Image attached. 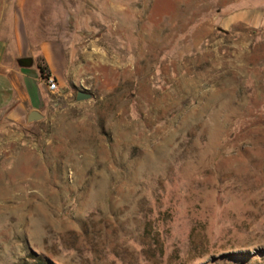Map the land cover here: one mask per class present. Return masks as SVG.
Segmentation results:
<instances>
[{
    "label": "rangeland",
    "instance_id": "1",
    "mask_svg": "<svg viewBox=\"0 0 264 264\" xmlns=\"http://www.w3.org/2000/svg\"><path fill=\"white\" fill-rule=\"evenodd\" d=\"M15 3L67 65L0 113V264H264V0Z\"/></svg>",
    "mask_w": 264,
    "mask_h": 264
},
{
    "label": "crops",
    "instance_id": "2",
    "mask_svg": "<svg viewBox=\"0 0 264 264\" xmlns=\"http://www.w3.org/2000/svg\"><path fill=\"white\" fill-rule=\"evenodd\" d=\"M7 0H0V6H6ZM23 0H16L15 6H21ZM8 36H0V113L12 122L27 121L32 110H38L42 93L47 90L45 78L40 75L35 60L41 56L51 78L61 85L67 57L64 49L52 41H40L33 44L26 26L16 17ZM32 58L31 64L21 65L20 58ZM26 68H33L31 71Z\"/></svg>",
    "mask_w": 264,
    "mask_h": 264
},
{
    "label": "water",
    "instance_id": "3",
    "mask_svg": "<svg viewBox=\"0 0 264 264\" xmlns=\"http://www.w3.org/2000/svg\"><path fill=\"white\" fill-rule=\"evenodd\" d=\"M18 62L21 65L24 64H31L32 63V58L27 57V58H20L18 60ZM91 97V94L83 91V90H79L76 93V100L80 101V100H86L89 99ZM43 117V115L38 111V110H32L31 112H29L28 116H27V121L31 122V121H35V120H39Z\"/></svg>",
    "mask_w": 264,
    "mask_h": 264
},
{
    "label": "trees",
    "instance_id": "4",
    "mask_svg": "<svg viewBox=\"0 0 264 264\" xmlns=\"http://www.w3.org/2000/svg\"><path fill=\"white\" fill-rule=\"evenodd\" d=\"M37 68L40 72V75L43 77V78H48L50 77L49 75V71L47 69V66L46 65H41V63H37ZM37 264H43L41 261H36Z\"/></svg>",
    "mask_w": 264,
    "mask_h": 264
},
{
    "label": "built area",
    "instance_id": "5",
    "mask_svg": "<svg viewBox=\"0 0 264 264\" xmlns=\"http://www.w3.org/2000/svg\"><path fill=\"white\" fill-rule=\"evenodd\" d=\"M45 80L48 90L54 91L55 89H57V82L55 79L48 77Z\"/></svg>",
    "mask_w": 264,
    "mask_h": 264
}]
</instances>
